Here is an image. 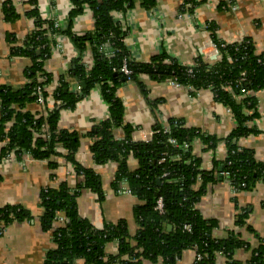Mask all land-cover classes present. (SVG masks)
<instances>
[{
  "label": "trees",
  "instance_id": "trees-1",
  "mask_svg": "<svg viewBox=\"0 0 264 264\" xmlns=\"http://www.w3.org/2000/svg\"><path fill=\"white\" fill-rule=\"evenodd\" d=\"M135 1L148 9L154 5V0H70L72 9L64 30L55 28L54 21L43 20L36 10H32L27 16L33 18L35 30L26 36L21 46L12 47L11 55L30 59L31 65L25 70V77L30 82L20 90H11L0 84V143L6 141L0 146V156L16 148L29 152L35 159H48L49 166L53 168L55 164L51 158L57 154L58 146L65 151L75 173L83 177L82 184L69 187L63 181L41 190L39 194L43 209L39 223L43 230L51 233L54 243L53 249L45 254L44 264H176L182 251L189 248L201 256L193 264H217L219 256L223 258V264H264V240L259 239L258 245L251 250L250 258L241 262L234 257L235 252L240 248L247 250L248 244L234 230L223 237H214L212 231L217 226L216 221L204 218L195 206L217 175L236 190H250L258 182L264 183V161H257L251 149L238 144L240 138L253 133L246 123L257 116L254 93L264 88V54H257L249 39L221 47L222 42L216 38L214 26L207 24L209 38L220 55L211 64L204 63L198 56L188 73V66L179 65L165 54L154 56L148 62L131 60L130 80L137 83L141 92L145 93L143 83L138 80L141 75L157 82L175 79L191 91L209 89L215 101L226 106L236 122V127L226 137L218 139L169 119L167 132L155 123L148 142H134L131 139L133 127L124 122L123 104L116 96L117 87L129 81L119 72L122 56L128 55V51L123 42L124 32L113 13L125 11ZM186 3L192 5L193 0H184L183 4ZM85 7L93 15V27L88 33L78 36L71 32L70 26L72 19ZM2 13L6 21L17 17L8 0L2 2ZM59 35L68 37L79 52L71 73L84 82L82 94L67 91V83L61 82L52 92L59 105L45 117L35 116L25 110V104L35 101L32 95L35 80L44 73L43 64L57 45ZM87 49L93 58L89 70L81 62V53ZM240 73H244L245 80L237 87L225 90L224 83H233ZM45 75L47 84L50 76ZM95 87L100 89L102 99L108 104L109 114L87 133L93 141L90 148L92 158L95 164L113 161L116 171L112 189L118 192L121 184L126 182L137 199L138 203L132 209L137 224L133 235L124 220L97 229L82 219L77 211L76 200L82 188L96 193L98 199L103 198L101 181L95 171L75 161L78 134L59 130L57 123L61 109L73 107ZM241 88L248 93L242 95ZM44 125L48 129L46 138L42 137ZM115 131H120L123 138L115 139ZM169 138H173L175 144H170ZM195 140L201 144L200 155L193 152ZM219 141L225 145L224 159L212 158L211 169L203 168L201 155L213 152ZM163 152L166 156L161 162ZM131 159L137 163L135 168L128 163ZM159 197L163 203L162 213L154 208ZM58 215L65 218L63 223H57ZM246 218V212L238 213L234 226L243 227ZM0 219L6 223L22 221L30 219V214L21 207H5L0 209ZM185 225L189 230L184 228ZM108 243L116 245L115 254L105 252Z\"/></svg>",
  "mask_w": 264,
  "mask_h": 264
},
{
  "label": "crops",
  "instance_id": "crops-1",
  "mask_svg": "<svg viewBox=\"0 0 264 264\" xmlns=\"http://www.w3.org/2000/svg\"><path fill=\"white\" fill-rule=\"evenodd\" d=\"M0 0V84L11 90H20L27 83L25 70L31 61L27 57L11 55L12 47L21 46L26 36L35 28L33 18L27 16L36 10L46 21L55 19L68 26V15L72 9L70 0H9L17 17L6 21L3 18ZM154 0L151 8L143 7L139 1L125 11L114 16L124 32V46L135 62H148L152 57L165 54L179 65L190 66L201 56V46L209 39L207 24L214 26L216 38L226 44L249 39L257 54H264V0ZM187 5V6H186ZM93 27V15L88 8L72 19L71 32L80 36ZM59 48L54 49L43 64V71L50 76L44 106L35 102L26 103L25 110L39 116L44 110L50 112L57 106L51 92L55 84L67 83V91L82 94L84 86L72 76L78 50L65 35L57 38ZM209 56L208 62L213 61ZM88 65L93 63L91 52L81 53ZM144 85L141 92L132 80L120 84L116 96L123 104L125 123L133 127L131 139L134 142H148L152 137V126L157 123L167 126L169 119L178 120L183 127L197 129L218 139L226 137L236 122L229 109L215 101L209 89L191 91L187 87L170 88L165 81H154L147 75L138 78ZM84 84V82H83ZM257 116L246 123L253 131L238 140L242 147L249 148L257 161H264V88L254 93ZM59 102V101H58ZM152 102V104H150ZM250 113V112H249ZM108 104L102 99L100 89L92 88L76 101L71 108L61 109L57 128L74 131L79 136L75 161L82 167L95 171L101 181L103 198L93 191L82 188L76 200L77 211L95 228L101 229L120 220L126 222L131 235L137 224L132 214L137 199L129 194L114 192L111 187L116 164L107 161L95 164L92 158V140L87 136L90 129L108 116ZM116 133H121L120 131ZM51 160L35 159L31 155L20 154L14 159L2 160L0 156V209L21 207L30 214V219L6 223L0 219V264H44L45 254L53 249L54 243L49 231L41 228L39 218L43 209L39 194L46 187L57 186L65 181L69 187L82 184L83 177L77 175L73 165L61 147ZM193 152L201 154V144L195 140ZM226 155L225 145L219 141L213 152L202 154L203 162L222 160ZM196 209L206 219L216 221L214 237H223L230 230L238 233L249 246L240 248L234 257L245 262L259 239L264 240V183L258 182L250 190H233L232 186L219 175L207 185L205 192L196 203ZM246 212V224L234 226L235 216ZM250 228V229H249ZM107 254H115L114 243L105 246ZM195 250L182 251L176 264H193ZM223 263L219 256L217 263ZM144 264H150L145 262Z\"/></svg>",
  "mask_w": 264,
  "mask_h": 264
},
{
  "label": "built area",
  "instance_id": "built-area-1",
  "mask_svg": "<svg viewBox=\"0 0 264 264\" xmlns=\"http://www.w3.org/2000/svg\"><path fill=\"white\" fill-rule=\"evenodd\" d=\"M3 1H4V0H3ZM8 1H9V0H8ZM184 5H185V4H183V7L181 8L182 11H183V9L185 8ZM186 6H187V5H186ZM113 16H114V13H113ZM114 18H115V16H114ZM115 20H116V18H115ZM116 21H117V20H116ZM44 27H45V26H43V28H44ZM54 27H55V28H61V29L63 28V26L60 25L59 22H58L56 19L54 20ZM205 28L207 29V25L205 26ZM34 30H35V29H33L32 31H34ZM57 38H58V36H57ZM209 39H210V38H209ZM225 45H226V43H224V42H222V43L220 44L221 47H224ZM58 48H59V43H58V41H57V45L52 49V51H53L54 49H58ZM51 53H52V52H51ZM211 55L216 56V59H215V60H217V59L220 58V55H219V52H218V48H217V46H216L215 43L210 39V40H207L206 42H204V43L202 44V46H201V57H202V60L204 61V63H206V64H211L213 61H215V60H213V61L208 62V59L210 58L209 56H211ZM208 57H209V58H208ZM131 60H132V59L130 58L129 54H128V55H124V56H122V59H121V66H120V68H119V72L122 73V74L126 77L127 80H130V78H131V74H132V70L129 68V63H130ZM82 63H83V65L85 66L86 70H89V69L92 67V65H93V63H92L91 65H88V64H87L86 62H84L83 60H82ZM193 66H195V64L188 66V68H187V72H188V73L191 72V68H189V67H193ZM45 74H46V73L44 72V73H42L40 76L37 77V79L35 80V86H34L33 91H32V95L35 97V101H34V102H35L36 104L40 105V106H44V104H45V100H46L47 92H48V87H49V84H50V83H47V84L45 83V81H46V79H47ZM244 80H245L244 73H240V76H239V78H238L236 81H234L233 83H232V82H225L224 85H223V88H224L225 90H230L232 87H237L238 84H239V82H242V81H244ZM27 82H30V81L27 80ZM166 82L168 83V86H169L170 88H180V87L183 86L182 84L178 83L175 79H167ZM58 86H59L58 83L55 84V89L58 88ZM55 89H54V90H55ZM240 92L242 93V95L248 93V91H246V90L243 89V88L240 89ZM51 95L53 96L52 92H51ZM56 104L59 105V102L57 101ZM46 115H47L46 111L43 110V111L40 113L39 116H43V117H45ZM167 130H168V129H167V126H162V131H163V132H167ZM116 132H118V131H115V132H114V135H113L114 138H115V139H118V140H119V139H122V138H123V137H122V133L119 134V133H116ZM47 135H48V129H47V126L44 125V126L42 127V137L46 138ZM168 142H169L170 144H175V140H174L173 138H169V139H168ZM5 143H6V141L0 143V146L3 145V144H5ZM22 153H23V154L30 155V153L27 152V151H24V150H23V151L21 152V151H19L18 149L14 148V149L9 150L8 152H6V154H5L4 156H1V159H2V160H10V159H14L15 157H17L18 155H20V154H22ZM165 156H166V153L163 152V153L161 154V157H162L161 160H160L161 162L164 161ZM128 163H129V165H130L131 168H135L136 165H137L136 161L133 160V159L129 160ZM202 166H203V168L211 169V162H210V161L203 162ZM242 186H243V184H242ZM47 188H48V187H46V188H44V189L46 190ZM232 188H233V190H236V188H234V187H232ZM118 192L132 195L131 190H130L129 186L126 184V182H123V183L121 184L120 188L118 189ZM132 196H133V195H132ZM154 208H155V210L159 211V213H162V211H163V203H162V199H161L160 197L156 200V203H155V207H154ZM64 220H65V218H64V217H61L60 215H58V218L56 219V221H57L58 224H59V223H63ZM184 228H185L186 230H189V226H187V225H185ZM194 250H195V249H194ZM200 258H201L200 254L196 253V250H195V258H194V262L200 260ZM217 264H223V263L220 262V263H217Z\"/></svg>",
  "mask_w": 264,
  "mask_h": 264
},
{
  "label": "water",
  "instance_id": "water-1",
  "mask_svg": "<svg viewBox=\"0 0 264 264\" xmlns=\"http://www.w3.org/2000/svg\"><path fill=\"white\" fill-rule=\"evenodd\" d=\"M216 59V56H212L211 57V60H215ZM81 85L84 86L83 82H81ZM168 228L170 229V227L168 226Z\"/></svg>",
  "mask_w": 264,
  "mask_h": 264
}]
</instances>
